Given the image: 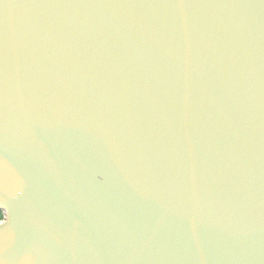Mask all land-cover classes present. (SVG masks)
I'll list each match as a JSON object with an SVG mask.
<instances>
[{
	"label": "water",
	"instance_id": "obj_1",
	"mask_svg": "<svg viewBox=\"0 0 264 264\" xmlns=\"http://www.w3.org/2000/svg\"><path fill=\"white\" fill-rule=\"evenodd\" d=\"M0 264H264V0H0Z\"/></svg>",
	"mask_w": 264,
	"mask_h": 264
},
{
	"label": "trees",
	"instance_id": "obj_2",
	"mask_svg": "<svg viewBox=\"0 0 264 264\" xmlns=\"http://www.w3.org/2000/svg\"><path fill=\"white\" fill-rule=\"evenodd\" d=\"M3 219V213L0 212V221Z\"/></svg>",
	"mask_w": 264,
	"mask_h": 264
}]
</instances>
